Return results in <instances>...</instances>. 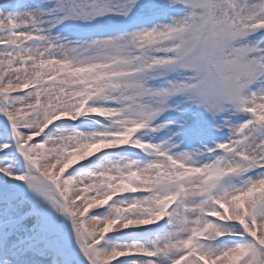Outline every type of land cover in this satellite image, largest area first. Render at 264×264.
<instances>
[{"label": "snow or ice", "instance_id": "1", "mask_svg": "<svg viewBox=\"0 0 264 264\" xmlns=\"http://www.w3.org/2000/svg\"><path fill=\"white\" fill-rule=\"evenodd\" d=\"M0 264H264V0H0Z\"/></svg>", "mask_w": 264, "mask_h": 264}]
</instances>
